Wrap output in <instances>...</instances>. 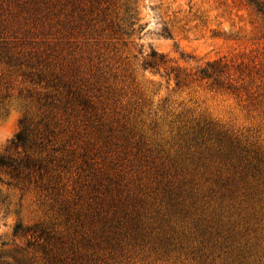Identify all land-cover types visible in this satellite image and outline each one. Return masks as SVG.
Wrapping results in <instances>:
<instances>
[{
    "label": "rangeland",
    "instance_id": "rangeland-1",
    "mask_svg": "<svg viewBox=\"0 0 264 264\" xmlns=\"http://www.w3.org/2000/svg\"><path fill=\"white\" fill-rule=\"evenodd\" d=\"M25 126L42 168H0V264H264L246 0H0V157Z\"/></svg>",
    "mask_w": 264,
    "mask_h": 264
},
{
    "label": "trees",
    "instance_id": "trees-1",
    "mask_svg": "<svg viewBox=\"0 0 264 264\" xmlns=\"http://www.w3.org/2000/svg\"><path fill=\"white\" fill-rule=\"evenodd\" d=\"M247 3L256 10L258 14H261L264 17V0H246ZM173 33L171 29L166 26L164 28L163 36L172 37ZM153 58L156 59V53L152 54ZM154 62H150V64H154ZM204 75H207L209 72L207 70L202 71ZM13 147L16 149L23 148L24 152L28 148H38L43 146V142L39 141L38 138H33L29 134V128L24 127L23 130L16 136L15 140L12 142ZM0 168L7 170L13 177L20 178L28 171V175L30 171L35 169H41L42 163L40 159H37L27 152L22 157H14L10 155H5L0 157ZM32 231V228L24 227L21 224H18L14 233H29Z\"/></svg>",
    "mask_w": 264,
    "mask_h": 264
}]
</instances>
